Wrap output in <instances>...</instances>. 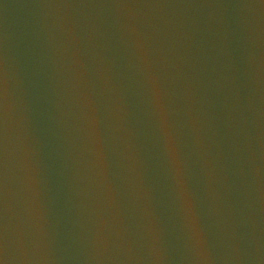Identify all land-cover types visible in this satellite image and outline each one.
<instances>
[{"label": "water", "instance_id": "95a60500", "mask_svg": "<svg viewBox=\"0 0 264 264\" xmlns=\"http://www.w3.org/2000/svg\"><path fill=\"white\" fill-rule=\"evenodd\" d=\"M0 264H141L83 0H0Z\"/></svg>", "mask_w": 264, "mask_h": 264}]
</instances>
